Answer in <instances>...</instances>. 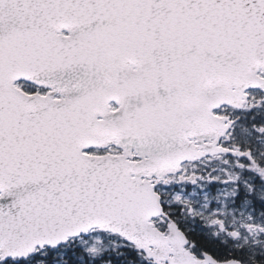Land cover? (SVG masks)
I'll use <instances>...</instances> for the list:
<instances>
[{"label": "water", "instance_id": "1", "mask_svg": "<svg viewBox=\"0 0 264 264\" xmlns=\"http://www.w3.org/2000/svg\"><path fill=\"white\" fill-rule=\"evenodd\" d=\"M134 17L150 19L155 78L193 63L197 95L177 102L163 91L134 114L100 112L99 119L107 76L99 63L108 61L99 39L121 35ZM262 75L264 0H0V262L26 260L96 228L134 245L150 264H244L192 252L156 186L180 162L214 152L182 140L198 127L199 137L216 142L233 121L211 111L241 108L246 89H264ZM20 80L52 89L28 94ZM55 92L64 98L53 99ZM107 137L123 152H86L108 146ZM159 216L169 220L164 231Z\"/></svg>", "mask_w": 264, "mask_h": 264}, {"label": "flooded vegetation", "instance_id": "2", "mask_svg": "<svg viewBox=\"0 0 264 264\" xmlns=\"http://www.w3.org/2000/svg\"><path fill=\"white\" fill-rule=\"evenodd\" d=\"M128 23H123L121 28V35H114V39L107 40L104 38L99 39V51L102 57L106 58L108 61L99 63V69L102 70V74H107L103 76L100 80L101 85L99 86V100L105 101L99 103V119H101V114L106 116L110 113L116 114L120 113L122 115L125 112L129 115L134 114L140 102L150 101L153 94H159L163 91L172 92V94H177V102H182L183 100L189 99L191 97H196L195 86L197 84V76L195 75V64L189 63H177L174 64L173 70H163L157 79L156 71L152 68V63L150 61V48H149V18L147 17H134L128 18ZM144 23H143V22ZM108 28L113 27L111 24H101ZM106 45L104 47L103 45ZM104 48L109 52L107 55H103ZM143 52V53H142ZM143 54V55H142ZM157 81L158 84H162L161 90L159 87L153 85ZM23 88L29 92H39L43 95L45 91L41 87L35 85L19 82ZM155 91V92H153ZM207 91H210L208 87ZM247 94L246 101L243 103L242 108L238 109L235 107L223 105L217 110H213L214 115H219L222 117H228L229 121H233V125L222 136L218 142V146L223 148V151L216 152L213 156H204L202 158H196L193 161H184L180 165V173L177 175H171L167 177L166 182H161L157 186V190L160 192L163 198V204L166 211L173 217L177 218V212L179 211L178 206H170L166 204L168 195L165 191L169 185L176 181L180 183H196L200 181L203 176L202 171L199 168L204 167L205 164L212 163L218 160H232L237 162H250L252 164L251 168L259 169V166L254 160L253 150L248 146V142L245 137L247 134L257 130L260 120L264 116V91L259 88H250L245 90ZM53 99L64 98L59 92H55L52 95ZM141 100V101H140ZM207 110V107L205 108ZM183 111V106L181 107ZM196 118L194 121H197ZM228 120H225L227 122ZM119 123H117L118 125ZM116 129H119L116 126ZM198 127L193 130L192 136L185 137L182 142L186 143L194 149L200 150V145H209L214 140L213 137L202 136L196 133ZM106 140L112 141L111 145L107 146L105 149H95L89 150L91 153H106L110 152L113 154L121 153L122 148L117 146V139L112 137H107ZM131 142L129 141V144ZM128 144V145H129ZM131 157L133 160H137L135 156L134 149L131 148ZM194 157H197L194 154ZM191 185H187V189ZM240 190L242 189L239 187ZM216 189L215 185H210L208 190L214 191ZM160 222L164 223L165 220L159 218ZM183 227V226H182ZM226 230L223 226L222 230ZM190 232H199L197 230H192ZM189 234V233H187ZM189 236V235H188ZM220 243H224L220 239H217Z\"/></svg>", "mask_w": 264, "mask_h": 264}, {"label": "rangeland", "instance_id": "3", "mask_svg": "<svg viewBox=\"0 0 264 264\" xmlns=\"http://www.w3.org/2000/svg\"><path fill=\"white\" fill-rule=\"evenodd\" d=\"M257 128L245 139L254 152L259 169L251 168L249 161L215 160L199 168L203 173L200 181L188 184L174 181L165 191L168 195L166 204L179 207V211L175 210L179 225L187 231H202L241 251L244 264L262 263L259 257H264V116ZM187 185L191 187L187 189ZM210 185H215L216 189L210 192ZM218 222L223 223L226 230L220 229ZM156 225L161 230L165 228V223L159 220ZM231 231L237 236L234 237ZM125 247L129 245L118 236L92 230L86 237L70 240L55 250L36 253L28 262L63 264L69 254L75 255L74 249H81L85 255L79 256L78 261L84 264V257L89 256L93 263L94 259L118 253ZM189 247L201 256L200 248L193 243Z\"/></svg>", "mask_w": 264, "mask_h": 264}, {"label": "trees", "instance_id": "4", "mask_svg": "<svg viewBox=\"0 0 264 264\" xmlns=\"http://www.w3.org/2000/svg\"><path fill=\"white\" fill-rule=\"evenodd\" d=\"M189 238L191 242L195 245V247L200 248L201 250H205L207 252H210L214 257H216L219 260L223 259H229V258H237L239 260H244L243 256L244 254L234 249L228 245L221 244L217 240L214 239H208L205 237L203 233H197V232H189ZM75 253L74 256L69 254L66 257V262L63 264H81L78 260V257L81 255H85V253L81 249H74L73 251ZM123 252H126V254H122ZM86 262L84 264H148L145 260H143L142 254L140 252H137L132 247H125L123 249H119L118 253H114L112 255H104L102 257H99L97 259H94L91 263L89 256L84 257ZM259 259H262V263L264 264V257H259ZM0 264H29L28 261L25 260H8L6 262H2ZM47 264H53L47 263Z\"/></svg>", "mask_w": 264, "mask_h": 264}]
</instances>
